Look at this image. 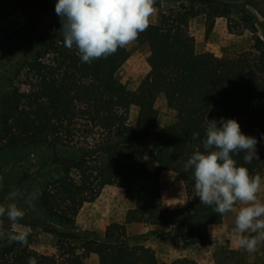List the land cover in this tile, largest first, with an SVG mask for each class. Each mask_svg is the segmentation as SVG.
<instances>
[{
    "label": "trees",
    "instance_id": "trees-1",
    "mask_svg": "<svg viewBox=\"0 0 264 264\" xmlns=\"http://www.w3.org/2000/svg\"><path fill=\"white\" fill-rule=\"evenodd\" d=\"M28 2H35L39 8L44 6L43 0H2L0 18ZM232 9L242 12L240 18L244 20L245 30L257 32V19L251 10L213 1L200 8L190 5L172 9L162 16L161 23L149 22V27L140 34L151 41L157 64L138 89L128 88L116 78L128 54L127 46L118 48L107 58L84 63L75 47L70 50L64 46L60 19L47 31L33 35L19 47L21 52H16L18 46H15L12 60L7 62L10 75L37 86L38 92L26 101H21L13 92L3 95L0 147L42 143L86 146L85 153L64 158L61 175L41 191L42 207L55 222L74 224L84 204L98 198L112 172L114 185L134 190L141 206V218L156 226L158 235L174 233L189 243L208 242L209 225L222 222L225 214L220 216L212 207L200 204L192 172H185L184 164L201 145L206 118L237 119L244 134L264 138V37L257 34L251 48L231 56L227 63L212 51L187 54L177 50L176 45L188 41L190 20L199 14L206 15L209 28L214 26L217 17L226 16L231 19L230 29L234 30ZM24 73L26 77H22ZM52 79L66 86L63 101L52 96L49 88ZM158 90L165 94L178 120L158 133V138L167 145L158 167L136 171L133 166L143 157L141 138L137 127L128 121V115L117 104L138 105V123L151 122L156 109L144 100ZM188 116H199L203 122V135L196 140L192 139L195 132L184 122ZM244 155L241 152L234 159L238 165L245 164L248 168L250 163H245ZM160 169L180 174L188 207L164 204ZM95 242L102 263L145 262L130 244L125 224L116 221L107 224L105 236ZM9 254L10 264H28L30 256H35L37 261L50 259L15 242L6 244L0 257ZM68 259L84 264L78 255ZM181 262L184 261L178 259L176 264ZM188 263L196 261L189 259Z\"/></svg>",
    "mask_w": 264,
    "mask_h": 264
},
{
    "label": "rangeland",
    "instance_id": "rangeland-1",
    "mask_svg": "<svg viewBox=\"0 0 264 264\" xmlns=\"http://www.w3.org/2000/svg\"><path fill=\"white\" fill-rule=\"evenodd\" d=\"M208 1L224 6L231 3L251 10L257 19V32L243 28L244 20L240 18L242 12L236 9L231 10L234 30L230 29L231 19L226 16L217 17L214 26L209 28L206 15L199 14L190 20L188 41L177 44V50L187 54L212 51L227 63L231 56L251 48L257 34L264 37V0H155L149 22L161 23L162 16L172 9L190 5L200 8L207 5ZM1 2L2 0L0 9ZM43 2L42 8L35 2H28L0 18V111L3 108L2 97L5 93L13 92L21 101H26L36 96L38 92L37 86L12 78L7 62L12 60L15 46H18L16 52L18 50L21 52L19 47L24 46L33 35L47 31L60 19L55 12L57 0ZM127 49L128 54L116 78L128 88L138 89L142 80L157 64V59L151 41L141 34L127 46ZM22 77H26V73ZM49 88L53 97L60 101L65 99L67 88L64 84L52 79ZM144 103L156 109L155 118L145 124H139L137 121L140 109L138 105L129 102L117 104V108L128 115V121L137 127L141 138L143 157L133 166L136 171L158 167L167 151V145L158 138V133L163 127L178 120L177 113L169 107L162 91L151 92L145 96ZM184 122L195 133L198 132L200 137L203 135L204 125L199 116H188L184 118ZM249 136L255 137L258 143L257 154L253 156L248 169L251 175L259 174L262 177L261 190L257 196L259 201L264 202V138ZM85 152L84 144L75 146L42 143L0 147V204L9 203L5 199L7 194L13 189H19L22 195L15 202L25 212L23 220L15 229L6 217H0V253L9 243L8 233L14 230L25 231L28 233V247L50 257L46 261H37V264H76L69 261V256H80L78 253L83 247L89 245L93 248L96 239L105 236L106 223L110 217L114 218L115 214L117 215L118 206L125 210V216L129 221L125 224L130 235V244L144 258V264H176L178 259L184 261L182 264H189V259L195 260V264H264V241L258 243L254 253L245 251L235 243L233 228L236 212L242 206L239 202L234 211L224 215L222 222L209 225L210 236L205 244L183 241L174 233L158 235V228L141 218V206L137 203L135 192L128 188H123L119 193H106L101 196L103 200L86 202L74 224H58L42 207L41 191L48 182L61 175L65 165L62 162L64 158ZM145 156L148 159L145 160ZM159 172L164 204L168 207H188L187 191L185 184L184 187L181 186L180 174L166 169H160ZM111 173L104 187L113 184ZM113 189L118 191L116 188ZM33 191L38 192V199L29 206L25 201L27 195ZM120 197L123 203H117ZM214 225L215 239L211 234V227ZM91 253L93 254L89 250L86 251L84 264H101L99 258L96 261L91 258ZM11 261L10 254L0 257V264H10Z\"/></svg>",
    "mask_w": 264,
    "mask_h": 264
},
{
    "label": "clouds",
    "instance_id": "clouds-1",
    "mask_svg": "<svg viewBox=\"0 0 264 264\" xmlns=\"http://www.w3.org/2000/svg\"><path fill=\"white\" fill-rule=\"evenodd\" d=\"M155 0H57L55 12L60 17L64 46L75 47L84 63L107 58L135 41L149 27ZM193 133L192 139L199 138ZM258 140L244 134L237 119L223 117L219 121L206 118L205 135L184 164L185 172L191 170L194 190L200 204L212 207L213 212L223 216L239 207L235 216L233 233L238 247L249 253L257 250L264 241V202L258 200L262 177L251 175L245 164H239L235 155L245 153V163H250L257 154ZM144 159H148L147 156ZM181 186L184 187L183 180ZM22 193L10 191L0 204V217H6L12 228L23 220L25 212L15 202ZM38 199V192L27 195L31 206ZM215 225L211 227L215 239ZM28 233H8L9 243L28 246ZM28 264H37L35 256Z\"/></svg>",
    "mask_w": 264,
    "mask_h": 264
},
{
    "label": "crops",
    "instance_id": "crops-1",
    "mask_svg": "<svg viewBox=\"0 0 264 264\" xmlns=\"http://www.w3.org/2000/svg\"><path fill=\"white\" fill-rule=\"evenodd\" d=\"M113 188H116L118 191H115V189H113ZM123 189V187H119V186H116V185H114V184H110V185H108V186H106V187H104L103 188V191H102V193H101V195L97 198V201L99 200H103L102 198H101V196H103L104 194H108V193H110V192H115V193H119L120 192V190H122ZM128 189H130V188H128ZM131 191H133V189H130ZM119 195V194H118ZM117 195V196H118ZM107 196V195H106ZM95 201V200H94ZM92 202V201H91ZM120 202H122L123 203V199L120 197V198H118V202L117 203H120ZM138 203V202H137ZM181 207V206H180ZM82 208H84V206L82 207ZM81 208V209H82ZM113 209V208H112ZM117 211H116V213H117V215L115 214V216H114V218H112V217H110V220L109 221H107V223L106 224H109V223H111V222H120V223H122V224H125V223H129V221H128V219H127V217L125 216V210L123 209V208H120V207H118L117 206ZM83 210V209H82ZM82 212V211H81ZM81 212H79V215L81 214ZM140 214H141V211H140ZM78 215V216H79ZM109 216H111V215H109ZM140 216V215H139ZM126 225V224H125ZM107 226V225H106ZM93 249V250H92ZM87 250H89V251H91V252H93V254L91 253V258L94 260V261H96L98 258H99V254H98V252H97V247H96V243H95V245H94V247L92 248L91 246H89L88 245V247H83L82 248V250L81 251H79V255L81 256V258H82V260L84 261V262H86V251ZM99 261H100V258H99ZM100 263L101 264H110V263H102L101 261H100ZM112 263H119V262H112Z\"/></svg>",
    "mask_w": 264,
    "mask_h": 264
}]
</instances>
